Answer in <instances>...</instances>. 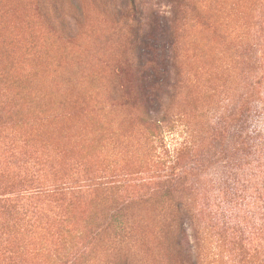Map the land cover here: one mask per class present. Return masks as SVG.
<instances>
[{
	"label": "rangeland",
	"instance_id": "1",
	"mask_svg": "<svg viewBox=\"0 0 264 264\" xmlns=\"http://www.w3.org/2000/svg\"><path fill=\"white\" fill-rule=\"evenodd\" d=\"M133 4L178 55L161 129L134 101ZM0 113V193L34 168L67 187L0 216L15 264H264V0H0Z\"/></svg>",
	"mask_w": 264,
	"mask_h": 264
},
{
	"label": "trees",
	"instance_id": "2",
	"mask_svg": "<svg viewBox=\"0 0 264 264\" xmlns=\"http://www.w3.org/2000/svg\"><path fill=\"white\" fill-rule=\"evenodd\" d=\"M134 2V0H133ZM125 24L129 29L130 39L128 41L130 50L132 51L133 59L135 60L132 71L136 77L134 87L138 91L139 96L135 93L134 101L139 107L142 117L154 127L161 129L166 123H171V107L168 102L169 99L174 98L179 83L178 79L172 80L171 71H176L177 65V51L175 44L170 36L169 21L166 19L165 23L158 28L154 23L150 22L148 16L144 14L141 9H137L133 4L131 9L127 10L122 15ZM160 34L162 35L160 37ZM226 98L224 99V101ZM0 113V118L5 117ZM177 118V115H176ZM56 134L63 135L64 131L61 129L55 130ZM43 166V161L39 166ZM34 168V167H31ZM36 171L29 175H22L19 180L18 192L8 191L0 193V216L5 215L12 218L8 223L9 228L14 229L20 226L21 217L28 215V211L24 209L23 203L25 200L37 198L40 191L49 193L67 192L66 182L62 185H55L54 187H45L40 169L34 168ZM167 180L164 186L167 188L164 193L168 197L172 196L170 183L178 186L182 183L183 178L181 175H176L175 171L171 170L167 173ZM131 178H129L130 180ZM127 184V179L124 181ZM95 184V183H94ZM98 187H102V183H96ZM58 187V188H57ZM109 187V186H107ZM63 189L65 191H63ZM18 193V196L15 195ZM77 194V192H71ZM166 196V195H165ZM166 196V197H167ZM173 201V202H172ZM171 202L176 207L175 221L180 225L179 232L184 236L183 227L187 225L193 217V213L185 202L175 201ZM128 202V201H127ZM126 202V203H127ZM123 203L119 204L117 212H122L125 206L129 205ZM118 221H115V223ZM122 225V222H120ZM115 228H121L122 231L126 230L124 225L120 226L118 223L114 224ZM30 227V225H28ZM8 228V229H9ZM28 231V230H27ZM4 236H10L3 234ZM11 236L8 238L11 240ZM0 251V264H15V248L13 240L7 245L2 247ZM252 257L244 256V260L248 261Z\"/></svg>",
	"mask_w": 264,
	"mask_h": 264
}]
</instances>
